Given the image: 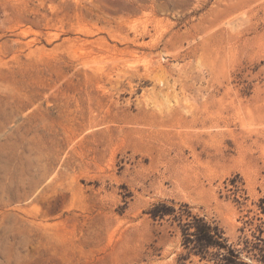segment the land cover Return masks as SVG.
I'll return each instance as SVG.
<instances>
[{
	"label": "rangeland",
	"instance_id": "374dc122",
	"mask_svg": "<svg viewBox=\"0 0 264 264\" xmlns=\"http://www.w3.org/2000/svg\"><path fill=\"white\" fill-rule=\"evenodd\" d=\"M160 201L264 238V0H0V264H203Z\"/></svg>",
	"mask_w": 264,
	"mask_h": 264
},
{
	"label": "trees",
	"instance_id": "16d2710c",
	"mask_svg": "<svg viewBox=\"0 0 264 264\" xmlns=\"http://www.w3.org/2000/svg\"><path fill=\"white\" fill-rule=\"evenodd\" d=\"M145 213L153 223L180 236L182 260L196 257L203 264H264L261 229L252 234V239L231 242L215 220L194 213L186 203L160 201Z\"/></svg>",
	"mask_w": 264,
	"mask_h": 264
},
{
	"label": "bare ground",
	"instance_id": "6f19581e",
	"mask_svg": "<svg viewBox=\"0 0 264 264\" xmlns=\"http://www.w3.org/2000/svg\"><path fill=\"white\" fill-rule=\"evenodd\" d=\"M250 1H252V0H250ZM238 2H239V1H238ZM238 2H237V3H238ZM231 5H232V4H231ZM231 5H230V6H231ZM234 6H236V7H237V4H235ZM241 6H242V5H241Z\"/></svg>",
	"mask_w": 264,
	"mask_h": 264
}]
</instances>
